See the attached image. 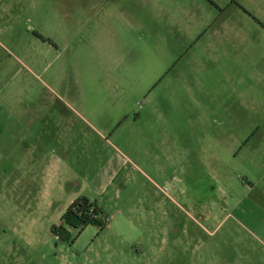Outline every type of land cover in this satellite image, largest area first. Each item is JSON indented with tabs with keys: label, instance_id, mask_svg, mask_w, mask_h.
<instances>
[{
	"label": "rangeland",
	"instance_id": "374dc122",
	"mask_svg": "<svg viewBox=\"0 0 264 264\" xmlns=\"http://www.w3.org/2000/svg\"><path fill=\"white\" fill-rule=\"evenodd\" d=\"M0 264H264V0H0Z\"/></svg>",
	"mask_w": 264,
	"mask_h": 264
},
{
	"label": "trees",
	"instance_id": "16d2710c",
	"mask_svg": "<svg viewBox=\"0 0 264 264\" xmlns=\"http://www.w3.org/2000/svg\"><path fill=\"white\" fill-rule=\"evenodd\" d=\"M104 209L96 200H92L88 196H80L76 198L62 218V224L53 227L54 233L60 236L69 235V227L79 228L88 225L104 227L107 219L103 216Z\"/></svg>",
	"mask_w": 264,
	"mask_h": 264
},
{
	"label": "crops",
	"instance_id": "0c3cea01",
	"mask_svg": "<svg viewBox=\"0 0 264 264\" xmlns=\"http://www.w3.org/2000/svg\"><path fill=\"white\" fill-rule=\"evenodd\" d=\"M21 139V138H20ZM19 139V140H20ZM25 142H29L27 145H26V150L27 151H29V152H31L32 150H33V152H34V157H33V162H35V163H44V167H46L47 168V165L49 166V165H52V163L55 161V157H53V158H49V156L48 155H51V152H50V149H51V145L48 143V144H45V143H41L40 145H38L39 147H38V149H39V152L37 153V152H35V146H36V148H37V143H36V139L35 140H29V138L28 139H26L25 140ZM24 142V143H25ZM28 152V153H29ZM37 155H39V156H37ZM46 158H48V159H46ZM58 158H60L61 159V157L60 156H58ZM38 159V160H37ZM59 159V160H60ZM58 160V161H59ZM47 165H46V164ZM46 168H45V170H46ZM113 173V172H112ZM45 176H47V175H45ZM90 198V197H89ZM92 199V198H91ZM92 200H96L97 202H98V204L100 205V206H102L100 203H99V201L97 200V199H92ZM73 202V201H72Z\"/></svg>",
	"mask_w": 264,
	"mask_h": 264
}]
</instances>
